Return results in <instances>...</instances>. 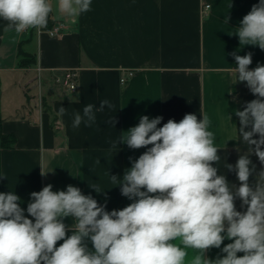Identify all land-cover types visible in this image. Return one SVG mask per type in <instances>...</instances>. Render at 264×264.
Masks as SVG:
<instances>
[{"label":"crops","instance_id":"crops-1","mask_svg":"<svg viewBox=\"0 0 264 264\" xmlns=\"http://www.w3.org/2000/svg\"><path fill=\"white\" fill-rule=\"evenodd\" d=\"M50 2L56 34L5 31L7 22L0 19V192L14 191L25 216L30 194L48 184L53 191L76 186L109 212L123 209L133 201L110 175L122 179L147 150L119 144L123 131L141 116L163 117L160 127L189 113L208 117L220 155L213 166L239 186L235 172L226 168L247 148L237 141L234 111L257 97L246 83H237L232 54L251 52L252 70L264 65V50L239 45L234 34L259 0H92L91 11L78 17L60 13L58 0ZM19 51L34 61L21 65ZM67 70L77 73L75 90L58 80ZM103 100L113 107L96 112L91 126L72 127L76 111L82 114L85 105L99 107ZM3 135L15 136L13 144L4 145ZM250 159L256 172L264 168L254 154ZM254 181L255 173L249 182ZM235 204L246 210L239 199ZM65 223L74 227L75 221ZM230 242L225 239L221 247ZM220 253L213 248L206 256Z\"/></svg>","mask_w":264,"mask_h":264},{"label":"clouds","instance_id":"clouds-1","mask_svg":"<svg viewBox=\"0 0 264 264\" xmlns=\"http://www.w3.org/2000/svg\"><path fill=\"white\" fill-rule=\"evenodd\" d=\"M91 4L58 0V11L78 17L91 11ZM52 11L50 0H0L5 31L17 34L45 28ZM234 35L239 45L264 50V0L243 16ZM232 55L237 83H246L257 97L234 111L237 141L247 148L226 168L235 172L239 186L213 166L220 155L206 115L198 119L185 114L179 122L169 119L160 127L163 117L141 116L137 125L123 131L119 144L147 150L122 179L110 175L133 202L109 212L76 186L53 191L48 184L30 194L25 216L14 191L0 192V264H264V168L256 172L250 159L254 154L264 165V65L250 70L251 52ZM105 106L113 107L108 100L99 107L85 105L82 114H73L72 127L82 122L91 126ZM65 112L60 107V115ZM110 122L115 125L114 117ZM236 199L246 210L236 209ZM68 218L74 227L66 225ZM225 239L231 242L221 247ZM213 248L221 253L207 258Z\"/></svg>","mask_w":264,"mask_h":264},{"label":"built area","instance_id":"built-area-1","mask_svg":"<svg viewBox=\"0 0 264 264\" xmlns=\"http://www.w3.org/2000/svg\"><path fill=\"white\" fill-rule=\"evenodd\" d=\"M209 7L208 4L205 5V10ZM51 33L56 34L59 32L58 27H53L49 30ZM129 74L131 75L132 72L130 71ZM76 77L77 73L74 70H67L62 77H58L59 81H62L69 85V87L73 90L76 89L77 83H76ZM125 78H122V81L124 82Z\"/></svg>","mask_w":264,"mask_h":264},{"label":"trees","instance_id":"trees-1","mask_svg":"<svg viewBox=\"0 0 264 264\" xmlns=\"http://www.w3.org/2000/svg\"><path fill=\"white\" fill-rule=\"evenodd\" d=\"M54 22L52 21V19L49 16V20H48V24L45 28L43 29H51L53 27ZM20 54V64L21 65H28L30 63H32L34 61V57L30 56L29 54H27L26 52L23 51H19ZM2 142L4 145H8V141L11 142V145L13 144V142L15 141V136L13 135H3L2 136Z\"/></svg>","mask_w":264,"mask_h":264},{"label":"rangeland","instance_id":"rangeland-1","mask_svg":"<svg viewBox=\"0 0 264 264\" xmlns=\"http://www.w3.org/2000/svg\"><path fill=\"white\" fill-rule=\"evenodd\" d=\"M54 25V24H53ZM55 27V26H54Z\"/></svg>","mask_w":264,"mask_h":264}]
</instances>
